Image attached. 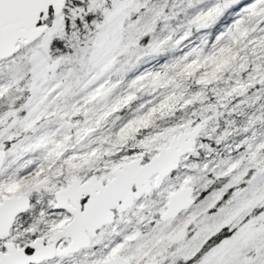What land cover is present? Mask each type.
<instances>
[{"label":"snow or ice","instance_id":"6c2138e0","mask_svg":"<svg viewBox=\"0 0 264 264\" xmlns=\"http://www.w3.org/2000/svg\"><path fill=\"white\" fill-rule=\"evenodd\" d=\"M0 264H264V0H0Z\"/></svg>","mask_w":264,"mask_h":264}]
</instances>
